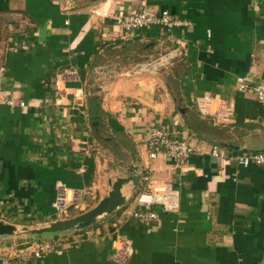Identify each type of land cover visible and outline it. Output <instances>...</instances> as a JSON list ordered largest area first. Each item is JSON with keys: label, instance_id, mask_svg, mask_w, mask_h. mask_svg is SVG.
Here are the masks:
<instances>
[{"label": "crops", "instance_id": "1", "mask_svg": "<svg viewBox=\"0 0 264 264\" xmlns=\"http://www.w3.org/2000/svg\"><path fill=\"white\" fill-rule=\"evenodd\" d=\"M139 1L0 0V96L25 104L0 108V221L39 228L81 214L107 193L114 170L125 176L127 163L140 178L170 184L176 210L153 207L156 219L143 224L124 205L84 231L0 237V264H264V169L207 153L211 145L264 151V108L234 89L236 77L264 81V0H144L191 27L120 32L112 16L136 11ZM167 54L169 62L146 67ZM66 73L74 76L56 103L54 81ZM202 94L227 101L231 121L200 117L193 99ZM158 124L194 150L180 165L147 159L145 131ZM55 183L82 192L72 215L53 211ZM114 234L130 243L124 261L112 259ZM55 243L59 254L16 258Z\"/></svg>", "mask_w": 264, "mask_h": 264}, {"label": "built area", "instance_id": "2", "mask_svg": "<svg viewBox=\"0 0 264 264\" xmlns=\"http://www.w3.org/2000/svg\"><path fill=\"white\" fill-rule=\"evenodd\" d=\"M115 26L124 34L146 29L159 28L166 32L174 29H187L191 27L188 21L172 17L166 11H153L144 0L138 3V9L129 13H117L112 16ZM74 76L73 73L60 74L56 76L54 81L55 102L60 100L63 93L62 84L68 81V78ZM234 89L240 94L253 96L261 107L264 108V81L252 82L246 77H236L234 80ZM81 91L75 90L73 94V105H79ZM6 107L23 109L25 104L20 100L0 96V108ZM193 107L200 117L210 118L221 124L231 121L232 108L231 105L216 96L202 94L193 99ZM145 154L148 160L160 158L163 161L170 162L175 166L180 165L183 159L194 152L185 140L172 136L168 127L162 124L152 125L145 131L144 141ZM207 153L209 157L218 162H231L234 165L247 168L249 166L264 169V153H233L232 151L217 146H209ZM83 170L81 169L80 172ZM82 198V192L70 189L61 183L54 185V198L52 209L57 216L67 215L68 210L79 204ZM134 206L136 209L131 210L127 215L140 223L148 224L156 219L153 207H160L162 211L172 213L177 207V195L173 187L161 181L151 179L148 175L140 178L138 192L134 197ZM55 245H44L42 247L31 246L24 249L23 253L17 255L16 258H34L39 259L43 253L49 251L55 254L60 253V249ZM113 251L112 259L116 261H124L131 254V246L129 241L121 234H114L110 241ZM55 248V249H54ZM6 264V263H5Z\"/></svg>", "mask_w": 264, "mask_h": 264}, {"label": "water", "instance_id": "3", "mask_svg": "<svg viewBox=\"0 0 264 264\" xmlns=\"http://www.w3.org/2000/svg\"><path fill=\"white\" fill-rule=\"evenodd\" d=\"M170 56L171 55L167 54L160 58L158 57L153 62L147 64L146 67L151 68L153 66L152 64H156L158 66L162 63H167L168 59H170ZM102 71L103 69H93L90 71V73H102ZM92 83L93 80H90L88 85ZM95 92V90L88 91V93L92 94H94ZM240 152L245 153L244 150ZM246 153H264V151H251ZM124 169V177L117 176V174L121 173L122 169H119L117 171L114 170L115 176L113 177V179L111 177L107 181V193L92 208L88 209L87 211L73 217L56 220L39 228L21 227L19 229H16L13 225L0 221V237L18 236L30 237L33 240H41L45 239L48 236H55L58 234L71 232H80L89 229L97 222L107 219L111 214L121 209L126 204L129 196L132 195L137 189L140 180V175L137 173L138 168L127 163ZM127 184L131 185V189L129 194L125 196L122 194L121 190Z\"/></svg>", "mask_w": 264, "mask_h": 264}, {"label": "rangeland", "instance_id": "4", "mask_svg": "<svg viewBox=\"0 0 264 264\" xmlns=\"http://www.w3.org/2000/svg\"><path fill=\"white\" fill-rule=\"evenodd\" d=\"M87 87H89V86H87ZM93 89L92 88H89V90L87 89L86 91L88 92V91H92ZM90 94H92V93H90ZM98 146L101 148V149H103V150H105V148H107L106 150V152H111L110 151V149H108V147H106V145H104V143H103V141L101 140V141H98ZM145 152V151H144ZM110 155V154H109ZM129 199H131V200H129V202L128 203H126L125 204V206H124V210H129L133 205H134V197L132 198V197H130ZM71 209H74V207H72ZM78 211H76L75 213H77ZM73 214V212H71V211H68V214L67 215H65V214H63L62 215V217H66V216H69V215H72Z\"/></svg>", "mask_w": 264, "mask_h": 264}, {"label": "trees", "instance_id": "5", "mask_svg": "<svg viewBox=\"0 0 264 264\" xmlns=\"http://www.w3.org/2000/svg\"><path fill=\"white\" fill-rule=\"evenodd\" d=\"M84 166H85L84 177H85V180H88L89 177L91 176L92 169H93L92 159L91 158H87L84 161Z\"/></svg>", "mask_w": 264, "mask_h": 264}]
</instances>
